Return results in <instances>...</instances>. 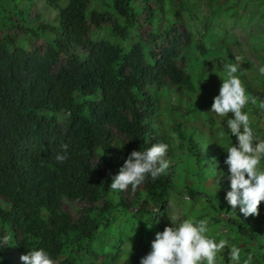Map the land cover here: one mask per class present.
Segmentation results:
<instances>
[{"label":"trees","instance_id":"16d2710c","mask_svg":"<svg viewBox=\"0 0 264 264\" xmlns=\"http://www.w3.org/2000/svg\"><path fill=\"white\" fill-rule=\"evenodd\" d=\"M20 1H0V264H24L22 255L41 248L56 264H140L156 233L169 226L173 193L187 208L184 219L219 224L217 211H236L221 203L231 190L225 149L238 143L227 128L234 114L218 117L211 108L226 78L224 66L236 63L237 55L230 29L219 39L213 33L221 31L223 18L247 31L244 42L261 65L254 67L243 50L236 75L249 96L242 111L264 140V122L257 119L264 110L251 104L264 89V36L253 40L249 29L258 11L264 19V0H207L208 13L193 4L198 0H44L57 16L36 26L29 22L35 0H26L29 10ZM157 5L163 29L153 23ZM62 143L69 145L68 158L59 163ZM156 143L169 145L166 159L178 148L188 160L170 164L186 165L183 188L168 170L134 192L131 186L111 191L131 152ZM207 177L219 179L216 191L201 189ZM65 199L82 203L76 216ZM263 218L244 223L229 216L230 235L221 239L257 244L255 254L264 262ZM115 221L126 231L113 228ZM129 235L138 241L134 260L121 263ZM212 238L219 239L216 232ZM220 264H233L227 252Z\"/></svg>","mask_w":264,"mask_h":264},{"label":"clouds","instance_id":"9594fccd","mask_svg":"<svg viewBox=\"0 0 264 264\" xmlns=\"http://www.w3.org/2000/svg\"><path fill=\"white\" fill-rule=\"evenodd\" d=\"M207 3V0H198L193 4H200L201 12L208 13ZM159 8L160 6L157 5V10ZM160 10L162 11V9ZM156 15H158L157 12ZM164 20L166 23L165 17ZM165 23L162 26L156 24L154 26L163 29ZM222 24L221 31L217 30L213 33L216 37L219 36L217 39L221 37V33L225 29H230L233 34L231 26H238L234 25L232 21L227 22L224 18ZM240 59L237 56L235 57L236 63L224 66L226 78L220 77L222 85L219 95L214 98L211 112L221 117H228L229 113L234 114V118L227 119V128L230 129L231 136L236 137L238 143H233L225 149L227 158L224 163L228 167L227 178L230 180L231 189L227 192L225 199L233 211L239 207V212L247 218L259 216L260 205L264 202V170L260 167L261 160H264V140L255 135L250 126L249 114L242 111L249 103V96L246 94L247 90L240 77L236 75L242 71ZM183 65L188 68L187 64ZM259 71L264 75V66L260 67ZM258 93H263L262 89ZM172 96H175L173 102L176 103L179 99L176 92H173ZM261 99L263 100V96L252 98L251 104L264 110V101ZM181 104L185 106L187 102L182 101ZM263 116L264 111L260 117H257L259 124ZM263 122L264 120H262ZM223 135L224 133L221 132L220 136L223 137ZM68 149L69 145L62 143V151L56 153L55 160L63 163L68 158ZM168 151L167 143L153 144L147 150H133L120 168L119 174L112 178L110 190L114 192L127 191L131 186L134 192L149 176L155 180L165 174L170 167V161L166 159ZM169 220L171 221L170 226H166L162 232L156 233L151 251L141 258L140 264H217V254L226 249L228 260L233 264H239L241 249L235 245H229L224 239L217 242L216 239L209 238L207 236L208 220L185 219L179 222L172 218ZM20 259L24 264H56V261L43 248L31 249ZM252 260L253 254L249 253L244 264H251Z\"/></svg>","mask_w":264,"mask_h":264},{"label":"rangeland","instance_id":"374dc122","mask_svg":"<svg viewBox=\"0 0 264 264\" xmlns=\"http://www.w3.org/2000/svg\"><path fill=\"white\" fill-rule=\"evenodd\" d=\"M2 1V0H0ZM255 3L258 4V0H255ZM20 5L22 6V8H25V10H29V6L30 4L26 1V0H21L20 1ZM159 7V6H158ZM31 10L32 12L29 14L30 15V18H29V22L32 26H36L37 25V21H46V22H54L55 19H56V16H57V10H55L54 8H52L51 6L47 5L44 0H35V3L34 5L31 7ZM30 10V11H31ZM260 11L264 10V3L263 4H260V8H259ZM157 14L159 15H156L154 16V19H153V23L156 24V25H160L162 26L163 23H165V20H164V15H162V11L160 10V8L158 10H156ZM39 14L40 16V19L38 17H36L37 15L36 14ZM255 17L258 19H260L261 21H258L257 22H254L252 23L250 26H249V29L250 30H253V33L251 35L252 39L253 38H257L255 37V35H260V37H263L264 36V19H261L259 17V11L255 14ZM143 21V20H142ZM193 21H190L189 24H191ZM230 25V24H229ZM150 25L146 24L144 26V31L149 28ZM231 29H232V33L233 34H230L229 35V38H228V41L231 45V47L234 49V52L236 53L237 56H239L241 59H240V63L242 62L243 63V56L245 55L246 53V56L251 59V61L254 62V67H258L259 65H261V61L257 58V56L251 51V49H249L247 43L244 42V35L246 34V30L245 28L242 26V25H238L237 27H232L231 26ZM143 31V38L146 37V32ZM261 33V34H259ZM17 38L20 39L22 38V34L21 32L19 31L17 33ZM42 40H46V37L45 36H42ZM255 40V39H253ZM239 43H242V47L239 45ZM264 47L262 48V51H263ZM245 53H244V51ZM264 52V51H263ZM246 64V62H244V65ZM246 67V66H245ZM246 69V68H245ZM249 69V68H247ZM248 72V71H246ZM247 74H250V71L247 73ZM263 93H258V96L261 98L262 96H264V89L262 90ZM175 96H172V100L174 101L175 99ZM261 101H263L261 99ZM165 104L168 103L167 99L164 98V101H163ZM200 113L203 112V111H199ZM216 116H218L217 114H215ZM219 117V116H218ZM201 121V119H199ZM262 120H264V116L261 117L260 121V125L262 124ZM178 140L174 139V142L173 143H177ZM172 157V159H171ZM171 157L168 159L170 160V164H180L181 162L184 161V163H187L188 160H185V156H182L181 155V151L178 150V148H175L174 149V152L173 154L171 155ZM172 167V165H170ZM186 165H176L175 168H170L168 170H172L174 172V176L173 178L176 180V184H178L179 188H183L184 186V182L186 180V175L185 172H184V169L182 168H185ZM261 169H264V164L261 162V165H260ZM167 170V172H168ZM224 169L223 170H219L218 169V174H219V177H223L224 176V173H223ZM223 175V176H222ZM217 180V181H216ZM216 180H214L213 178L211 177H207L206 178V183L204 182V184L202 183V185L200 187H202L201 189L205 190L207 189V191H216L218 189V186H219V182L216 178ZM228 189V188H227ZM226 189V190H227ZM203 196V195H202ZM181 198L179 196H177V194H174L171 195L170 197V200L168 201L167 205L168 207H170L171 211L169 213V217H168V223H169V226L171 224V221L169 220V218H172V219H175L177 220V222L179 221H182V220H185L184 218V211L185 209H187L184 205H183V202L180 200ZM201 203V202H199ZM221 203L223 204H227V201L224 199V200H221ZM82 206V203L81 202H78V201H70L68 199H65V208L74 216H76L78 214V211L80 209V207ZM196 208H198L196 206ZM260 214L262 215V217L264 216V213L262 214V212H260ZM217 215L220 219L223 220V223H219V224H210L209 223V231L207 233V236L209 238H212L213 234H216L218 235L219 239H216L217 242L223 238L224 236L223 235H230L229 232H228V228L227 226L224 224L225 220L229 217V216H232L233 218H237V219H241L242 222L246 223L247 222V218H245L240 212H239V207L236 208V211L235 212H232L231 214L225 210H221L220 211H217ZM158 217L159 218H162L163 217V214L160 212L158 213ZM264 219V218H263ZM126 225V224H125ZM130 226H127V229H129ZM113 228H115L118 232L121 230V229H124L126 231V227H124L122 225V223L120 221H115L114 222V226ZM213 233L212 236L210 233ZM223 234V235H222ZM113 236V235H111ZM130 239H128V241H123L122 242V246L125 247V254L122 255V260H121V263H124V262H133V251L135 252V246L138 244V241L137 239L135 238L136 235H129ZM227 237V236H226ZM111 242L109 241L107 243V245H109ZM112 244V243H111ZM229 244V243H228ZM231 245V244H229ZM232 245H235L237 247H239L241 249V259L243 257V261L246 260L247 258V255L249 253L253 254V260L251 262V264H263V260L260 258V257H257L255 252L257 251V249H255L256 245L257 244H254L253 243V246L249 245V246H243V247H240L241 244L239 242H233ZM251 247V248H250ZM227 252V249L222 252V253H218L217 254V257H216V260H217V264H220V260L223 256V253ZM138 255V254H136ZM241 262V261H240ZM233 263V262H232ZM240 264V263H239Z\"/></svg>","mask_w":264,"mask_h":264}]
</instances>
